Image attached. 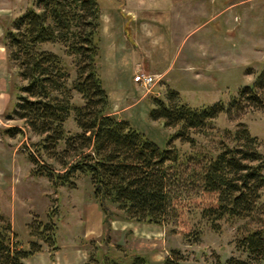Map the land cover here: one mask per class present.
Listing matches in <instances>:
<instances>
[{"label":"trees","instance_id":"16d2710c","mask_svg":"<svg viewBox=\"0 0 264 264\" xmlns=\"http://www.w3.org/2000/svg\"><path fill=\"white\" fill-rule=\"evenodd\" d=\"M100 16L98 0H31L2 36L15 78L6 119L22 123V128L8 126L2 133L21 135L26 128L37 136L27 155L31 174L45 176L53 188L74 185L78 173L90 176L105 232L91 243L82 264H149L145 255L112 248L111 206L125 219L164 225L182 223L187 213H197L214 231L224 219H257L256 227L235 240L246 259L187 263L179 250L171 249L162 264H264V220L258 215L264 206V152L259 140L241 124L224 129L228 141L221 136L213 148L194 136L211 129L219 113L239 110L240 104L264 111V68L227 108L219 101L191 107L169 88L163 98L153 97L149 118L173 128L161 149L110 111L99 70ZM74 93L80 102L73 100ZM70 115L75 131L65 127ZM174 141L187 148L181 150ZM57 214L54 206L44 220L32 218L27 225L31 239L24 248L0 211V264H23L42 243L55 251ZM183 235L196 241L200 228Z\"/></svg>","mask_w":264,"mask_h":264},{"label":"rangeland","instance_id":"374dc122","mask_svg":"<svg viewBox=\"0 0 264 264\" xmlns=\"http://www.w3.org/2000/svg\"><path fill=\"white\" fill-rule=\"evenodd\" d=\"M30 2L0 0V211L26 248L31 239L27 225L32 218L44 220L45 213L57 206L58 248L50 251L42 243L40 251L24 259L23 264H82L91 243L105 232L90 176L78 173L74 185L53 188L45 176L31 174L33 164L27 155L37 136L26 128L21 135L14 136L1 131L8 126L22 128L21 121L6 119L15 78L7 64L2 36L10 20ZM98 3L99 70L106 93L110 94V111L161 149L166 147L173 128L164 127L162 119L149 118L153 97L163 98L169 88L191 107L219 101L227 108L237 92L249 86L264 68V0H98ZM148 62L155 67L167 64L169 68L164 77L155 76V81L144 88L132 77L137 72H148L133 70L132 66L143 63L146 68ZM127 77L134 82L133 88L118 85ZM73 100L81 101L75 93ZM240 105L239 110L233 107L229 114L219 113L211 129L195 133L197 142L213 148L221 136L228 141L224 129L233 130L241 124L259 140L264 152V111ZM65 127L69 131L77 129L71 115ZM174 144L181 150L187 148L179 141ZM261 199L264 200V190ZM111 209L112 248L118 245L127 252L145 255L149 264H162L171 249L179 250L187 263H215L228 256L246 259L235 240L247 228L256 227L258 221L224 219L214 231L197 213H187L183 224L164 225L131 221L114 206ZM258 215L264 220V206ZM195 228H200L198 240L186 239L183 232L192 234Z\"/></svg>","mask_w":264,"mask_h":264},{"label":"crops","instance_id":"0c3cea01","mask_svg":"<svg viewBox=\"0 0 264 264\" xmlns=\"http://www.w3.org/2000/svg\"><path fill=\"white\" fill-rule=\"evenodd\" d=\"M143 64V63H142ZM137 64V63H134V65L132 66V69L133 70H137V71H145V72H148L156 77H164L168 71V68H169V65H163L162 67H155L154 65L150 64L149 62L146 63L147 64V67L144 68V64ZM153 69H155L156 71H152ZM116 83H118V80H116ZM119 86H123V87H131L133 88L135 85H134V82H132V80L130 79V77H127L125 82L124 83H120L118 84ZM109 95L108 94V99H109ZM116 113V112H113V114ZM102 229V227H101ZM101 233V232H100ZM99 234L96 235V237L98 236Z\"/></svg>","mask_w":264,"mask_h":264},{"label":"built area","instance_id":"2783aa9c","mask_svg":"<svg viewBox=\"0 0 264 264\" xmlns=\"http://www.w3.org/2000/svg\"><path fill=\"white\" fill-rule=\"evenodd\" d=\"M132 79L135 83L147 88L155 81V76L150 73L137 72Z\"/></svg>","mask_w":264,"mask_h":264}]
</instances>
